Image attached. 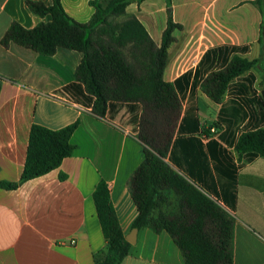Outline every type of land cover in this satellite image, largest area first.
Returning <instances> with one entry per match:
<instances>
[{
	"label": "crops",
	"instance_id": "obj_1",
	"mask_svg": "<svg viewBox=\"0 0 264 264\" xmlns=\"http://www.w3.org/2000/svg\"><path fill=\"white\" fill-rule=\"evenodd\" d=\"M31 1L52 4V0ZM91 1L62 3L71 18L87 23L96 12ZM253 1L145 0L130 4L118 18L121 22L138 18L159 46L170 13L175 23L183 25L173 33L176 40L169 47L164 72L165 81L174 82L196 68L213 47L250 45L244 56L261 58L262 14ZM49 21L50 15H35L27 0H0V183L21 180L34 124L57 130L79 121L70 140L74 152L57 169L15 189L0 188V264H96L95 255L107 246L94 201L101 181L109 186L125 236L132 233L139 215L129 181L145 161L146 145L126 106L100 117L58 94L76 80L82 52L59 48L46 56L13 42L1 43L15 22L33 29ZM254 73L261 93L258 69ZM196 99L198 137L215 128L218 138L213 139L218 140L225 130L217 120L221 105L202 87L197 88ZM229 149L238 159L235 149ZM231 213L236 218L234 264H264V157L239 170L237 206ZM135 239L121 264H186L182 250L165 230L144 227Z\"/></svg>",
	"mask_w": 264,
	"mask_h": 264
},
{
	"label": "trees",
	"instance_id": "obj_2",
	"mask_svg": "<svg viewBox=\"0 0 264 264\" xmlns=\"http://www.w3.org/2000/svg\"><path fill=\"white\" fill-rule=\"evenodd\" d=\"M62 1L46 5L27 0L35 15H50L51 21L33 29L15 22L1 43L13 42L46 56L59 48L82 52L76 80L58 94L100 117L126 106L146 145L145 161L129 181L139 211L134 228L167 231L186 264H234L236 218L231 212L237 206L239 170L264 157V99L254 73L264 64V0L253 1L262 14L260 59L244 56L250 45L213 47L196 68L174 82L165 81L164 72L169 47L176 40L173 33L183 30V25L175 23L171 13L159 46L138 18L130 17L120 25L109 21L124 15L130 4L145 0H92L96 12L87 23L71 18ZM198 87L221 105L217 120L225 130L218 140L203 142L198 137ZM78 125L76 121L53 130L34 124L21 180L2 182L0 188L15 189L57 169L74 152L70 140ZM229 148L235 149L238 159ZM94 201L107 240L106 248L95 255L96 264H121L131 243L106 182L96 187Z\"/></svg>",
	"mask_w": 264,
	"mask_h": 264
},
{
	"label": "rangeland",
	"instance_id": "obj_3",
	"mask_svg": "<svg viewBox=\"0 0 264 264\" xmlns=\"http://www.w3.org/2000/svg\"><path fill=\"white\" fill-rule=\"evenodd\" d=\"M109 21L112 25H120L122 23L118 17H111L109 18ZM258 71H259L258 74H259V81H260V83H258V88L260 92H262L264 90V64H262L261 67H258ZM261 75L263 76V79ZM261 80H262V83H261Z\"/></svg>",
	"mask_w": 264,
	"mask_h": 264
},
{
	"label": "built area",
	"instance_id": "obj_4",
	"mask_svg": "<svg viewBox=\"0 0 264 264\" xmlns=\"http://www.w3.org/2000/svg\"><path fill=\"white\" fill-rule=\"evenodd\" d=\"M200 136H201V139L206 141V142L213 139V138H218L217 130L215 128H211L209 130V132L202 133Z\"/></svg>",
	"mask_w": 264,
	"mask_h": 264
},
{
	"label": "water",
	"instance_id": "obj_5",
	"mask_svg": "<svg viewBox=\"0 0 264 264\" xmlns=\"http://www.w3.org/2000/svg\"><path fill=\"white\" fill-rule=\"evenodd\" d=\"M261 95L264 99V90L261 92ZM137 232H138V229L137 228H134L132 233L129 234L128 236H126L127 240L130 242V243H135V238H136V235H137Z\"/></svg>",
	"mask_w": 264,
	"mask_h": 264
}]
</instances>
